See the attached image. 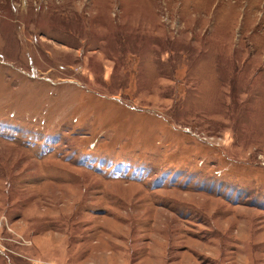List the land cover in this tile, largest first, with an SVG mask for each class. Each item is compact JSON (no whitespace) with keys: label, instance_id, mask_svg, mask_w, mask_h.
<instances>
[{"label":"rangeland","instance_id":"obj_1","mask_svg":"<svg viewBox=\"0 0 264 264\" xmlns=\"http://www.w3.org/2000/svg\"><path fill=\"white\" fill-rule=\"evenodd\" d=\"M0 264H264V0H0Z\"/></svg>","mask_w":264,"mask_h":264}]
</instances>
